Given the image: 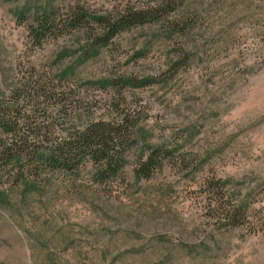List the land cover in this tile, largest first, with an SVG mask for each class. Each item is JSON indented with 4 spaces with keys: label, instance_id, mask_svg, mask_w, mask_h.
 <instances>
[{
    "label": "rangeland",
    "instance_id": "obj_1",
    "mask_svg": "<svg viewBox=\"0 0 264 264\" xmlns=\"http://www.w3.org/2000/svg\"><path fill=\"white\" fill-rule=\"evenodd\" d=\"M153 1L0 0V102L22 84L55 86L61 103L46 112L59 126L64 112L67 122H86L113 118L116 107L139 126L123 174L106 182L89 164L44 180L3 174L0 264H264V229L216 230L207 208L209 180L229 179L223 193L264 218V0H175L191 22L186 40L145 25L89 56L83 30L41 45L29 33L43 8L63 18L70 7L102 14ZM68 67L73 73L56 81ZM126 77L154 81L101 87ZM147 144L172 153L135 181Z\"/></svg>",
    "mask_w": 264,
    "mask_h": 264
},
{
    "label": "trees",
    "instance_id": "obj_2",
    "mask_svg": "<svg viewBox=\"0 0 264 264\" xmlns=\"http://www.w3.org/2000/svg\"><path fill=\"white\" fill-rule=\"evenodd\" d=\"M181 5L175 0H154L102 14L79 6L70 7L63 18L50 8H43L34 15L29 33L36 45H41L47 35L83 30L88 43L84 55L88 56L99 47L107 46L121 32L145 25L157 24L163 35L179 43L177 39L182 37L186 40L191 28L190 19L185 16L187 13L184 14ZM180 48L183 49L182 46ZM183 57L187 59L186 54ZM72 73L73 67H68L57 74L56 81L65 80ZM153 81L154 78L150 77H126L114 82L104 79L101 87H143ZM22 86L25 91L15 89L7 102H0V177L14 171L15 175L28 173L34 179L44 180L58 173H75L87 164L100 182L123 174L129 163L130 150L138 141L139 126L135 115L116 107V116L110 119L77 122L72 118L67 122L64 112L62 126H59L58 120L52 118L46 109L48 111L61 103L63 94L55 86L52 92L46 89L51 93L46 92L42 85L36 89H28L26 84ZM42 102L47 104L44 111L40 108ZM144 150L137 156L131 170L135 181L150 178L172 153L165 145L147 144ZM16 177L17 180L20 178ZM229 181L222 178L209 180L208 192L213 196L207 206L211 224L216 230L242 227L252 230L253 234L263 230L264 218H255L249 213L245 198L223 193ZM252 219H256L254 226H251Z\"/></svg>",
    "mask_w": 264,
    "mask_h": 264
}]
</instances>
